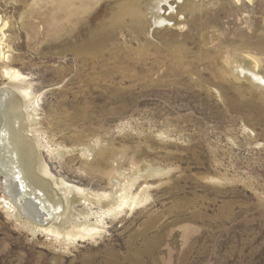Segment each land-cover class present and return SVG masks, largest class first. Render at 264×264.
<instances>
[{"label": "rangeland", "instance_id": "rangeland-1", "mask_svg": "<svg viewBox=\"0 0 264 264\" xmlns=\"http://www.w3.org/2000/svg\"><path fill=\"white\" fill-rule=\"evenodd\" d=\"M126 1L0 0V92L9 67L37 98L25 105L10 92L0 103V264H264V87L230 63L253 56L264 76V0H140L148 18L139 31L98 36V57L74 51ZM145 44L153 47L143 59ZM180 44L190 51L182 66L169 54ZM17 138L55 177L143 202L114 216L106 201L66 203L48 182L30 216L51 210L64 231L102 229H72L75 238L33 230L5 189L9 168L20 169L6 143ZM39 166L27 174L36 187Z\"/></svg>", "mask_w": 264, "mask_h": 264}, {"label": "bare ground", "instance_id": "bare-ground-1", "mask_svg": "<svg viewBox=\"0 0 264 264\" xmlns=\"http://www.w3.org/2000/svg\"><path fill=\"white\" fill-rule=\"evenodd\" d=\"M144 1V0H143ZM167 0H165L166 2ZM90 2V1H89ZM159 2V1H158ZM62 3V2H61ZM143 4L140 3V0H128L126 2H121L118 4L117 9L115 12H113L111 14V20H110V24L106 25V24H102L101 27H98L97 30L95 31H91L90 32V38L83 42L82 44L79 45H75L73 46L74 51H76L77 53H79V55H85L86 58L87 57H98L101 54H103L102 52V48L106 45V42L103 41H98V36H103L104 39H107V41H110L113 37H115L117 35L118 32L122 31L124 28H130L133 29L134 31L136 30H140L142 26H144V24L147 22V16L144 13V8L141 5ZM158 5V4H157ZM86 9V8H85ZM158 9H160V7H158ZM68 10V9H67ZM155 8L152 7V12L150 17H157V15H155L156 13L154 12ZM86 11V10H85ZM160 11V10H158ZM161 12V11H160ZM71 14V13H70ZM73 15V14H72ZM75 16V15H74ZM70 17V16H69ZM73 16H71L72 18ZM160 17V16H159ZM68 18V19H71ZM67 19V20H68ZM154 19V18H153ZM160 19V18H159ZM82 20V19H81ZM157 20V19H156ZM70 21V20H69ZM72 21V19H71ZM76 21V20H75ZM60 22V21H59ZM82 22V21H80ZM0 30L3 31L4 27L7 26V22H0ZM77 23V22H76ZM80 24V23H79ZM54 25V24H53ZM64 25V24H63ZM66 26V25H65ZM87 26V25H86ZM75 27V26H74ZM73 27V28H74ZM92 28V27H91ZM63 30L62 26L56 24L53 27V30ZM68 29V28H67ZM89 29V28H87ZM49 30V29H48ZM51 30V29H50ZM49 30V31H50ZM74 30V29H73ZM92 30V29H91ZM65 31V30H64ZM62 31V32H64ZM74 33V32H73ZM72 33V34H73ZM86 34V33H85ZM89 37V36H88ZM84 40V39H82ZM177 42V41H176ZM1 38H0V59L5 58V53L3 50V47L1 46ZM185 45L180 44L179 46H175L174 48H172L169 52L170 54V61H173L174 63L180 64V66H182V64L186 61V55L188 52V49L186 47H184ZM153 45L152 44H145L143 46H141L138 49V54L142 57L143 55V59L147 54V51L152 48ZM166 47V46H165ZM158 48V47H157ZM161 48V47H160ZM169 48V47H168ZM107 49V48H105ZM104 49V50H105ZM154 49V48H153ZM156 49V48H155ZM170 49V48H169ZM164 50V48H163ZM162 50V51H163ZM165 50H167L165 48ZM114 48L109 51V53L113 54L116 52H113ZM116 51V50H115ZM126 56L128 57L129 54L132 52V50H122ZM118 52V51H117ZM160 55V53H159ZM116 56V55H115ZM236 56V55H235ZM234 56V57H235ZM94 57V58H95ZM117 57V56H116ZM242 56H240L241 58ZM239 58V57H238ZM240 58L239 59H232L230 61V63L232 64V73L234 76H242L244 75L253 85H256L258 87H264V76H262L258 70L260 67V62L254 58L253 56L250 55H245L244 57H242L241 62H240ZM9 59V57H8ZM91 59V58H90ZM143 59L141 58L140 61H143ZM231 59V58H230ZM227 61V62H229ZM123 64V63H122ZM125 64H129L128 62L125 61ZM131 65V64H130ZM188 69V68H187ZM3 74L9 78V80L12 82L10 83L7 87L5 86L3 88V90L0 92V103L3 100H7V103L9 101L12 100L11 93L15 95H19L21 97V101L22 104L24 103L25 105H28L30 102H36L37 98H35V94L33 93V89H32V84L30 82H28V78L27 76H25L23 73H21L19 70L17 69H13V68H9L6 67L3 70ZM223 75V74H222ZM221 75V76H222ZM220 76V75H219ZM221 78V77H220ZM223 79V77H222ZM3 103V102H2ZM6 103V102H5ZM11 104V103H10ZM36 104V103H34ZM23 105V106H25ZM33 105V104H32ZM37 105V104H36ZM18 106V105H17ZM15 106V108L17 107ZM21 106V105H20ZM12 107V108H11ZM22 107V106H21ZM28 107V106H27ZM25 107V108H27ZM9 108V106H8ZM10 108L13 109L12 104L10 105ZM6 109V108H5ZM21 109V108H20ZM78 109V108H77ZM4 111V110H3ZM29 111V110H28ZM35 114V113H34ZM79 115V114H78ZM28 121V120H27ZM16 122V121H15ZM14 123V122H13ZM18 126V125H17ZM13 129V133L17 132L19 133V137H20V132L19 129H17L16 124H13L12 126ZM32 131V130H31ZM5 133V132H4ZM12 135V134H10ZM16 135V133H15ZM6 136V133L2 135V133L0 134V154L3 153V144L5 143L4 138ZM9 138V137H8ZM15 139V138H14ZM18 139V141H17ZM15 140V143H13V141H6V143L8 145H10L12 147V145L14 146L13 152L15 151L14 155H15V163L16 165L19 164L16 167H19L20 169H11L9 168L6 177L7 180H9L8 184H7V188L8 192L11 193V196L13 198V202L17 205H19L20 208V212H22L21 214H28L26 216H28L27 218L29 219H33L34 223H30V225L32 226L33 230L38 231L39 229H44V230H49L51 231V233H54L56 235H61V231L64 232L65 234H63L65 237H70V238H75L78 236V233H80L81 228L83 229L84 232L88 234H93L95 233V231H99V229H102V226L97 225V221L96 224H80V225H76L73 228H69L67 230V225H66V229L65 231L63 230V228H60V225H58L59 227H57L55 224V218L58 217H53L51 215H53L50 211L48 210L46 211V213H44L43 215L39 212L37 213V215L34 214V217L30 216L29 213H32L29 209L32 207L31 205L37 204V200L35 199L34 196H36L37 199H39V205H42V207H44L43 203H46V198H41L38 194L41 190H39V187L43 186V184H48V182H51L54 187V189L56 188V190L58 189V191L62 194V198L64 199V201L67 203L70 201H74V203L76 202H86L87 206H91L93 203L97 204V202H101V201H106V208L108 209L107 213L110 215H114V216H118L119 213H121L122 209L129 205V204H136L138 202V199H140L143 202V198L139 197V198H135L130 199L128 196L126 197V195H122L120 194L118 196V190L121 189L120 187H117L116 191L113 194H109V195H101V194H97L94 193L84 187H81L79 185L73 184L65 179L62 178H57L54 176V174L52 173V171L50 170V168L48 167L47 164L42 163L41 161H38L32 158H26L24 152H29V151H33L30 149V146H28L29 143L25 142V141H20L19 138H17ZM24 140V139H23ZM15 144V145H14ZM10 147V148H11ZM39 147V146H38ZM37 147V148H38ZM13 148V147H12ZM22 148H24V151H22ZM87 148V147H86ZM9 147L7 146V151H8ZM12 150V149H11ZM39 151V150H38ZM9 152V151H8ZM11 152V151H10ZM2 155V154H1ZM4 155V153H3ZM2 155V156H3ZM31 155V154H30ZM8 156V155H7ZM10 156V155H9ZM14 157V156H13ZM11 158V157H10ZM43 158V157H42ZM14 159V158H13ZM14 159V160H15ZM1 160V158H0ZM11 160V159H10ZM19 160V162H18ZM3 161V160H2ZM38 161V162H37ZM14 161H11V165L15 164ZM3 164V163H2ZM7 164V163H6ZM39 164V176L40 179L38 180L41 184L38 185V187L33 186L32 182L30 183V179L31 177L34 179L35 177L31 176L28 178V175L33 173L34 175L37 174L35 173L37 169H35V166ZM22 165V169L21 170V166ZM34 165V166H32ZM7 166V165H6ZM24 167V168H23ZM26 168H28L29 170H26ZM30 171V172H29ZM29 173V174H28ZM28 174V175H27ZM36 176V175H35ZM38 178V176H37ZM6 181V180H5ZM37 183V182H35ZM16 184L20 187H17ZM132 185V184H131ZM6 187V186H5ZM48 187V186H47ZM112 189V188H111ZM43 190V189H42ZM41 193V192H40ZM43 194V193H42ZM130 194V192H129ZM29 195V196H28ZM77 198V199H76ZM129 198V200L127 199ZM132 198V197H131ZM30 199V200H29ZM115 199V200H113ZM113 200V201H112ZM132 200V201H131ZM32 202L34 204H30L29 202ZM48 201V200H47ZM49 202V201H48ZM112 203V204H110ZM9 204V203H8ZM76 205V204H75ZM100 205V204H99ZM64 206V205H63ZM113 206V207H112ZM12 207V205H11ZM14 207V206H13ZM68 207V206H67ZM109 207V208H108ZM58 207H53L54 210H57ZM70 208V207H69ZM11 209V208H10ZM52 209V207L50 208ZM67 209V208H66ZM68 210V209H67ZM67 210L65 212H67ZM72 211V210H71ZM70 211V212H71ZM89 211V210H88ZM105 211V210H104ZM69 212V213H70ZM87 212V211H86ZM91 212V211H90ZM106 212V211H105ZM72 213V212H71ZM70 213V214H71ZM64 214V213H63ZM16 215V214H15ZM91 215V214H90ZM95 215V214H94ZM58 216V215H57ZM63 216V215H62ZM81 216V214H80ZM86 216V215H85ZM89 216V215H88ZM52 217V219L50 220V218ZM103 217V216H102ZM39 218V220H38ZM60 219V216L59 218ZM102 219V218H101ZM18 220V219H17ZM74 220V219H73ZM50 221V222H49ZM49 222V223H48ZM87 222V221H86ZM91 222V221H90ZM51 223V224H50ZM54 223V224H53ZM35 224V225H34ZM39 224V225H38ZM46 224H49V226L47 228H44L42 226H46ZM63 224V223H62ZM41 225V226H40ZM40 226V227H39ZM42 227V228H41ZM52 228V230H50ZM76 228H80L78 233H76V235H74V232L72 229L76 230ZM60 229H62L60 231ZM83 232V234H84ZM82 234V235H83ZM90 236V235H89ZM64 238V237H63Z\"/></svg>", "mask_w": 264, "mask_h": 264}]
</instances>
